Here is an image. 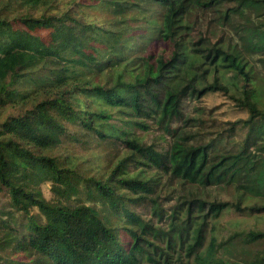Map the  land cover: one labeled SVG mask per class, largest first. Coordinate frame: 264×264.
Instances as JSON below:
<instances>
[{
    "label": "trees",
    "instance_id": "obj_1",
    "mask_svg": "<svg viewBox=\"0 0 264 264\" xmlns=\"http://www.w3.org/2000/svg\"><path fill=\"white\" fill-rule=\"evenodd\" d=\"M24 1L0 15V264H264V0ZM90 7L115 17L89 23ZM136 39L168 51L144 68ZM208 93L246 118L206 131L183 103ZM124 126L161 129L169 149ZM215 188L229 197L203 198ZM144 203L152 219L131 209ZM229 210L255 226L222 235ZM236 247L255 251L235 261Z\"/></svg>",
    "mask_w": 264,
    "mask_h": 264
},
{
    "label": "rangeland",
    "instance_id": "obj_2",
    "mask_svg": "<svg viewBox=\"0 0 264 264\" xmlns=\"http://www.w3.org/2000/svg\"><path fill=\"white\" fill-rule=\"evenodd\" d=\"M52 2L59 1V3H69V2H75V0H51ZM86 3V4H93L90 0H80V2ZM6 9H2L0 6V15H4L6 13L10 14H23L25 10L30 9V3L25 2L24 0H6ZM81 8H84V5H81ZM91 8L95 7H90L83 11V15L86 21L89 23H92V19L100 21L99 26H102V24H105V22L109 21L111 18L115 17L113 16V13L111 12L109 14V18L102 17V16H95L91 14ZM159 10V9H158ZM23 12V13H22ZM127 13V12H126ZM113 20V19H111ZM119 20V19H117ZM127 20L130 22V24L133 27V32L139 33L137 30L142 27V23L139 19V16L136 15V13H131L127 16ZM110 28L112 29L113 34L110 36H104L102 34H99L97 37H100L102 40V43H107L108 41L115 40L117 39V35L115 32L114 24H109ZM139 25V27H137ZM137 27V28H136ZM120 34V32H119ZM117 42V40H116ZM113 43V42H112ZM139 46L141 48H146L143 51H146L145 53H142L143 55V67L148 68L150 65H157L155 62V57L151 59L152 54H161L164 52L168 51V47L160 42L158 39L156 42H150L147 39L143 40H133L132 42L129 43L128 47L134 48L136 46ZM142 50V49H141ZM132 53V50H131ZM263 71V66H260ZM259 68V70H261ZM183 109L185 110L186 114L190 115H196V112L203 117L206 121L208 120H213L216 123L215 126L209 127L208 125L205 126V130L211 132H216V131H222L223 128H228L227 125L223 126L225 123L230 122V121H235L240 118H246V114L242 111H237L234 106L230 103L229 100H227L225 97L221 96L220 94H215V93H208L203 95L201 98L188 101L187 99L183 103ZM196 110V111H195ZM202 110V111H201ZM119 126H122L123 124L121 122L117 123ZM155 125V123H153ZM211 125V124H210ZM125 129H128L132 134L137 135L142 139L144 144L146 145H151L156 147L158 151L165 152L169 149L170 143H171V135L164 133L161 129L152 127L149 129L147 132H144L141 129L138 128H131L129 126H124ZM173 129H177L178 127H181V124H174L172 125ZM88 137V136H87ZM80 141H85L84 136L80 138ZM81 145V144H80ZM79 145V146H80ZM77 147V152L82 153V154H87V152H84L80 147ZM227 142H224L220 147L224 148L227 147ZM119 146L115 145V148L113 149L114 151H119ZM113 151V152H114ZM93 152V151H92ZM90 152V153H92ZM120 154L124 153V150L122 148L119 151ZM165 180V179H164ZM170 181H165L164 185L170 184ZM164 182V181H163ZM174 185V182H172ZM176 185V184H175ZM164 189V190H163ZM41 191L43 195L45 196L46 199L51 200L53 198V193L50 190V184H44L41 187ZM165 191L164 197L162 198V202L164 203V207L167 209L168 207H175L177 203V199H174L175 192L171 188H162V192ZM178 193L176 195H179V193H182L181 190L177 191ZM229 197L226 193L221 192L219 190L215 189H210L209 191L206 192L205 196L203 197L204 199L213 201L216 199H225ZM7 203L6 199H1L0 198V207L5 206ZM149 205L147 203H144L142 205L136 206L134 205L131 207V209L136 212L137 214L141 215L143 219L149 220L152 219L154 216L150 213L149 211ZM196 209V208H195ZM197 210V209H196ZM152 217V218H151ZM250 216H241L233 211H224L223 215L218 219L219 224L223 226V231L222 235H231L235 231H242L244 229L250 228L255 226V220L254 218L250 219ZM155 221V219H154ZM248 224V225H246ZM121 232H125V230L121 229ZM219 240H222V237H219ZM122 245L124 247H129L131 243H129V239L127 236L122 234ZM238 247V245H237ZM236 247V248H237ZM234 248L231 249V252H233L232 255H230L229 252L226 253V255L229 257V259H234L235 261L238 260H243L247 256L251 255L254 253L255 249H247L246 253H243L241 249L239 248Z\"/></svg>",
    "mask_w": 264,
    "mask_h": 264
},
{
    "label": "bare ground",
    "instance_id": "obj_3",
    "mask_svg": "<svg viewBox=\"0 0 264 264\" xmlns=\"http://www.w3.org/2000/svg\"><path fill=\"white\" fill-rule=\"evenodd\" d=\"M218 10V9H217ZM220 16V15H219ZM225 16V15H224ZM217 49V48H216ZM221 50V49H220ZM225 55V54H224Z\"/></svg>",
    "mask_w": 264,
    "mask_h": 264
}]
</instances>
